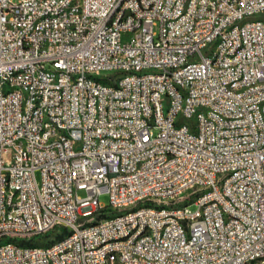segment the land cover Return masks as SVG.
<instances>
[{"label":"built area","instance_id":"obj_1","mask_svg":"<svg viewBox=\"0 0 264 264\" xmlns=\"http://www.w3.org/2000/svg\"><path fill=\"white\" fill-rule=\"evenodd\" d=\"M263 263L264 0H0V264Z\"/></svg>","mask_w":264,"mask_h":264},{"label":"rangeland","instance_id":"obj_2","mask_svg":"<svg viewBox=\"0 0 264 264\" xmlns=\"http://www.w3.org/2000/svg\"><path fill=\"white\" fill-rule=\"evenodd\" d=\"M155 30H157V27H155ZM81 194H83V192H80ZM100 201L105 203V204H109V194L107 192H103L101 195H100ZM190 209H192L193 211L196 210L197 208V205L196 204H191L190 206ZM54 236V232L52 233H48L47 234V238H52ZM48 241L45 239H41V244H44V243H47ZM264 264V263H263Z\"/></svg>","mask_w":264,"mask_h":264},{"label":"trees","instance_id":"obj_3","mask_svg":"<svg viewBox=\"0 0 264 264\" xmlns=\"http://www.w3.org/2000/svg\"><path fill=\"white\" fill-rule=\"evenodd\" d=\"M58 237H60V236H58Z\"/></svg>","mask_w":264,"mask_h":264}]
</instances>
